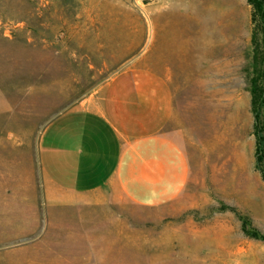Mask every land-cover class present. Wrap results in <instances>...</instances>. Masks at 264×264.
I'll use <instances>...</instances> for the list:
<instances>
[{
    "label": "rangeland",
    "instance_id": "374dc122",
    "mask_svg": "<svg viewBox=\"0 0 264 264\" xmlns=\"http://www.w3.org/2000/svg\"><path fill=\"white\" fill-rule=\"evenodd\" d=\"M251 13L246 0H0V264H264V240L216 210L264 232ZM144 51L172 73L165 132L186 159L183 187L158 204L47 198L42 131Z\"/></svg>",
    "mask_w": 264,
    "mask_h": 264
},
{
    "label": "crops",
    "instance_id": "0c3cea01",
    "mask_svg": "<svg viewBox=\"0 0 264 264\" xmlns=\"http://www.w3.org/2000/svg\"><path fill=\"white\" fill-rule=\"evenodd\" d=\"M138 56L44 128L39 165L47 198L58 203H103L109 191L136 202L177 196L186 159L165 132L174 116L169 68Z\"/></svg>",
    "mask_w": 264,
    "mask_h": 264
},
{
    "label": "trees",
    "instance_id": "16d2710c",
    "mask_svg": "<svg viewBox=\"0 0 264 264\" xmlns=\"http://www.w3.org/2000/svg\"><path fill=\"white\" fill-rule=\"evenodd\" d=\"M252 7L251 19L254 23L251 32L252 55L247 72V91L249 92V110L252 115L254 136V167L264 181V127L261 109L264 106V0H246ZM262 37L258 40V33ZM229 209L240 221L241 231L250 237L264 240V232L251 224L249 217L238 212L233 206L220 203L216 210Z\"/></svg>",
    "mask_w": 264,
    "mask_h": 264
},
{
    "label": "water",
    "instance_id": "95a60500",
    "mask_svg": "<svg viewBox=\"0 0 264 264\" xmlns=\"http://www.w3.org/2000/svg\"><path fill=\"white\" fill-rule=\"evenodd\" d=\"M57 116V114H55L51 119H53L54 117H56ZM24 240H27V239H22V240H20V241H24Z\"/></svg>",
    "mask_w": 264,
    "mask_h": 264
}]
</instances>
